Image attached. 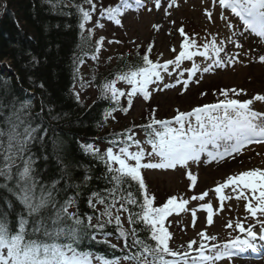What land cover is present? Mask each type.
<instances>
[{
	"label": "snow or ice",
	"instance_id": "1",
	"mask_svg": "<svg viewBox=\"0 0 264 264\" xmlns=\"http://www.w3.org/2000/svg\"><path fill=\"white\" fill-rule=\"evenodd\" d=\"M46 2L56 9L62 0ZM148 2L155 9L163 8L166 18L171 17L169 9L179 6L177 0H134V5L136 9L152 12ZM69 3L81 17V30L97 11L100 17L122 26L121 17L133 7L130 0H119L115 6L98 5L97 0H83V4L69 0ZM84 4L89 7L85 8ZM216 8L220 9L219 19L231 30V35L224 39L212 36L201 44L198 34H190L183 25L176 27V21L170 20L173 31L180 37L178 47L170 49L172 58L161 60L163 53H160L153 60L150 58L153 43L143 52L142 46L137 45L136 62L124 64L114 78L106 77L98 85L97 99L109 101L98 126H105L109 119L115 120L118 112L127 114L138 95L149 101L153 91L176 85L187 90L199 72L232 66L239 53L227 57L222 54L229 45L242 48V36L254 35L264 41V0H211V7L203 9L210 23H215ZM226 12L238 18L243 31ZM96 26L103 27L99 21ZM153 28L159 30L160 25L154 23ZM88 31L91 33V29ZM103 41L104 37H100L95 42L97 53ZM114 42L120 43L108 41ZM197 57L206 66L197 64ZM258 60L264 63V55H259ZM185 62H191V66L183 67ZM30 63L38 64L39 60L32 56ZM166 77L175 82L165 83ZM118 82H124L127 88L118 87ZM0 84L5 86L0 87V264H219L249 252L255 254L264 246V167L242 168L188 198L171 195L158 205L142 174L143 169L180 167L186 170L188 189L194 190L198 175L191 171L190 163H235L245 150H251L250 146L264 145V111L253 108L254 102H264V94L241 100L236 97L246 95L244 89H219L223 99L188 111L176 109L175 115L168 119H158L157 110L149 109L148 123L110 133L103 151L93 143L80 144L84 154L104 165V178L110 185L88 192L87 205L92 214L83 215L73 209L89 188L92 176L86 171L81 178L73 177L72 165L62 158V141L51 139L59 175L46 180L38 168L39 160L49 158L48 134L55 131L46 125L45 113L52 120L60 119V114L54 115V108L43 100L40 111L34 112L31 97H20L14 89H8L7 78ZM38 86L44 87L42 83ZM73 95L80 103V93L76 91ZM122 97H126L127 106L121 104ZM135 129L145 133L144 141L136 138ZM144 145H150L151 150ZM37 146L43 155L34 151ZM133 185L138 186L137 192L132 191ZM233 199L237 206H242L243 217L227 220L223 225L229 230L227 238L221 240L217 234H210L207 227L214 225V218L226 206L230 207L226 202ZM192 203L196 206H191ZM181 213H190L193 228L199 222L198 214H203L206 226L197 233L198 238L174 249L170 246L174 237L169 231L168 225L172 223L169 218ZM13 214L15 227L11 221ZM110 225L114 231H108ZM141 232L148 234L146 239L141 238ZM113 236L122 245L111 243ZM83 239L106 244L113 250L119 248L120 254L109 257L82 249Z\"/></svg>",
	"mask_w": 264,
	"mask_h": 264
},
{
	"label": "rangeland",
	"instance_id": "2",
	"mask_svg": "<svg viewBox=\"0 0 264 264\" xmlns=\"http://www.w3.org/2000/svg\"><path fill=\"white\" fill-rule=\"evenodd\" d=\"M103 2L104 6H115L119 0H102L97 2L98 5ZM132 9L128 10L122 17V26L116 25L114 22L108 21L99 15L92 20L85 23V30L91 33L93 40L97 41L100 37H104V41L98 57L93 60L91 57L86 59L80 67L81 75L78 83L74 85L73 90L80 93L81 100H87L99 92L92 84L91 73L96 70L102 71L106 68L108 63L112 64V59L118 53H133L137 51V45H141L140 51L147 47L149 43H153V51L150 56L156 60L160 53H163L161 60L172 58L170 49L174 46L178 47L180 37L178 33L173 31V25L170 20L176 21V27L183 25L188 33L198 34V43H203L205 39L210 40L212 36H217L219 39H224L231 35V30L225 27V23L219 19L220 9L216 8L215 23H210L203 15L205 7H211V0H177L178 7L169 9L171 17L166 18L163 8L155 9L151 2H148V7L153 8L152 12L147 9H136L134 0ZM167 7V4L164 5ZM86 5L85 8H88ZM99 13V11H98ZM232 23L236 24L230 13L226 12ZM97 21L103 25L98 27ZM158 23L160 29H154L153 24ZM237 25V24H236ZM238 26V25H237ZM240 27V26H238ZM241 31H243L241 29ZM172 33L169 35V33ZM117 41L120 43H111L108 41ZM243 41L240 38V43ZM96 44V43H95ZM239 53L237 62L232 66L213 70L212 72H199L194 81L190 83L187 90H184L182 85H176L173 88L164 89L163 91H153L149 101L143 100L142 96L133 98V105L127 114L116 113V119H109L107 122L106 132H122L125 129L131 128L134 124L139 125L141 120L148 118L149 109L155 108L157 110L156 116L158 119H168L175 115V110L188 111L191 108L208 103H215L219 99H223L218 94L219 89H244L246 95L236 97L238 99H248L251 96L261 93L264 94V85L254 87V76L259 72H264V63L259 62L258 56L264 55V49L261 48L253 52L245 45L242 48H236L234 45L226 46V53L222 54L225 57ZM1 61L0 63H2ZM195 62L201 67L206 66L202 58L197 57ZM191 62H185L183 67L188 68ZM186 78V76H185ZM199 80L200 83H195ZM165 83H174V80L165 78ZM83 84V88H81ZM118 87L127 88L124 82H118ZM162 88L163 85L161 84ZM201 92L206 95L201 96ZM124 106H127L126 97L121 98ZM253 108L257 111H264V102H254ZM136 138L144 141L145 134L140 129H135ZM101 150H104L108 144H98ZM148 151L151 150L148 145H144ZM251 150H245L240 157V161L236 163L233 168H225L224 170L217 169L216 163H190V169L194 174L198 175V186L194 190L188 189V181L186 177V170L177 167L175 170H159V169H143L142 174L145 183L149 189V193L155 196L154 203L157 205L166 201L171 195L182 196L188 198L193 193L212 187L215 182L222 180L228 174L240 170L242 168L264 167V145L251 146ZM131 150H136L135 148ZM259 153V154H257ZM230 207L225 208L224 212L214 218L213 226H208L207 231L210 234H217L219 239L227 238V232L223 225L229 218L236 219L243 217L242 206H237L236 201L226 202ZM191 206H196L192 203ZM199 215V222L196 227L191 226L190 213H181L179 215L173 214L169 219L172 221L169 231L173 233V240L170 246L174 249L186 245L190 239L198 238L197 233L205 228L206 220L203 214ZM238 258L231 260H223L219 264H236Z\"/></svg>",
	"mask_w": 264,
	"mask_h": 264
},
{
	"label": "trees",
	"instance_id": "3",
	"mask_svg": "<svg viewBox=\"0 0 264 264\" xmlns=\"http://www.w3.org/2000/svg\"><path fill=\"white\" fill-rule=\"evenodd\" d=\"M1 1L5 6L0 11V62L3 60L8 62L14 74L2 70L0 81L7 78L8 89H14L20 97H31L34 112L40 111L43 100L45 105L54 108V115L60 114V119L52 120L45 113L46 125H50L55 131L54 133L50 131L48 134L49 158L39 160L38 168L46 180L59 175L51 139L57 138L62 141L64 150L62 158L72 165L73 177L81 178L86 171L92 176L89 188L81 196L78 207L73 210L83 215L92 214V209L87 205L88 192L99 191L110 185L104 178V165L84 154L80 144L93 143L99 147L98 144L107 143L111 133L106 132L108 124L103 127L98 126L105 109L109 106V101L98 100V94L87 100L80 99L81 102L78 103L73 95L74 85L78 83L81 75L80 67L83 63L81 64L80 61H86L88 55L93 53L92 35L79 28L81 17L76 9L70 6L69 0H62L60 7L56 9H53L46 0H0V4ZM99 1L102 0H97ZM74 2L83 4V0H74ZM83 6L85 7L86 4ZM98 15L97 11L93 17L96 18ZM136 52L118 53L112 58V64L108 63L102 71L92 72L91 77L96 78L92 83L96 90L98 91V85L106 77L114 78L115 72L124 64L136 62ZM32 56L38 58V64L30 63ZM121 56L124 59H119ZM77 67L78 72L75 71ZM25 79L27 85L22 88L26 91L20 88L21 82ZM41 83L44 85L43 88L38 86ZM0 87L5 86L0 84ZM27 90H31L35 95L32 96ZM34 151L38 155H43L39 146ZM137 187L133 185L132 191L137 192ZM19 207L17 204V211ZM11 221L15 227L14 214ZM125 227H127L126 223ZM108 231H114L113 226L110 225ZM147 235L146 232H141V238L146 239ZM110 240L111 243L120 245L123 243L115 236ZM81 248L109 257L120 254L119 248L113 250L106 244L96 243L90 239H83Z\"/></svg>",
	"mask_w": 264,
	"mask_h": 264
},
{
	"label": "bare ground",
	"instance_id": "4",
	"mask_svg": "<svg viewBox=\"0 0 264 264\" xmlns=\"http://www.w3.org/2000/svg\"><path fill=\"white\" fill-rule=\"evenodd\" d=\"M4 6L5 4L1 1V4H0V11H2L4 9ZM91 29V28H89ZM86 33H89V32H86ZM243 39V41L241 42V44L243 46H247L250 49H253V52L256 51V50H259L261 48L264 49V41H261L259 40V38L255 37L254 35H244L241 37ZM0 68L2 70H6L8 72H10L11 74H14V71L12 70L10 64L6 61L3 60L2 63H0ZM10 69V70H9ZM21 86L20 88L22 87H25V85H27V79L23 80L21 82ZM264 85V72H259L258 74H256L254 76V82H253V85L254 87L256 86H260V85ZM23 90H25V88H22ZM28 93H30L32 96L35 95L34 92H32L31 90H27ZM241 158H239L235 163H229V164H217L216 163V166H217V169L219 168V170H224L225 168H233L235 167L234 165L236 163H238L240 161ZM236 264H264V261L262 260H259V261H243V260H238Z\"/></svg>",
	"mask_w": 264,
	"mask_h": 264
}]
</instances>
